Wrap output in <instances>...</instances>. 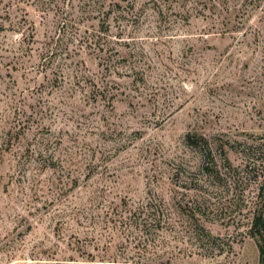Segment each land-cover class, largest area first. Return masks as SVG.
Segmentation results:
<instances>
[{
  "label": "rangeland",
  "instance_id": "rangeland-1",
  "mask_svg": "<svg viewBox=\"0 0 264 264\" xmlns=\"http://www.w3.org/2000/svg\"><path fill=\"white\" fill-rule=\"evenodd\" d=\"M259 213L264 0H0V264H264Z\"/></svg>",
  "mask_w": 264,
  "mask_h": 264
},
{
  "label": "trees",
  "instance_id": "trees-1",
  "mask_svg": "<svg viewBox=\"0 0 264 264\" xmlns=\"http://www.w3.org/2000/svg\"><path fill=\"white\" fill-rule=\"evenodd\" d=\"M187 137H188V140H189L188 141L189 144H195V143L197 144V142H198L197 140H203V142L206 141V139L204 137L196 136V134L188 133ZM204 148L207 149V153L206 154H208V155L212 154V152H211L212 150H211L210 146L207 145ZM150 225H151V223H150ZM250 232H251V235L255 236V237L261 235V233L264 232V218H263V215L261 213L256 214L254 216V219H253V222H252V225H251V228H250ZM261 251H263V247L261 248Z\"/></svg>",
  "mask_w": 264,
  "mask_h": 264
}]
</instances>
